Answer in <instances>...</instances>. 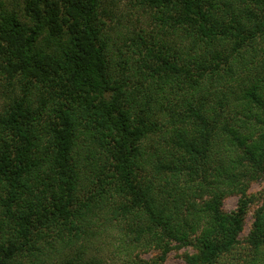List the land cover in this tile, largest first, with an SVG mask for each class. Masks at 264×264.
Returning a JSON list of instances; mask_svg holds the SVG:
<instances>
[{"label":"trees","instance_id":"16d2710c","mask_svg":"<svg viewBox=\"0 0 264 264\" xmlns=\"http://www.w3.org/2000/svg\"><path fill=\"white\" fill-rule=\"evenodd\" d=\"M263 172L264 0L0 2V264H264Z\"/></svg>","mask_w":264,"mask_h":264},{"label":"rangeland","instance_id":"374dc122","mask_svg":"<svg viewBox=\"0 0 264 264\" xmlns=\"http://www.w3.org/2000/svg\"><path fill=\"white\" fill-rule=\"evenodd\" d=\"M0 2L2 3L3 6L7 8L17 9V10L20 9L23 4V0H0ZM247 194L253 195L254 202L249 206V210L246 214L242 230L239 234V238L241 240H244V238L247 236L251 228L252 221H253V212L255 208L264 199V172L257 180L250 183L247 189ZM237 200H238V195L236 194L226 196L223 200L222 210L224 212H229L230 210L235 208ZM184 251L190 252L192 251V248L181 247L178 249L170 250L166 256L164 264H186L185 259L183 257ZM155 254H156V251H151L149 253L143 254V257L148 258Z\"/></svg>","mask_w":264,"mask_h":264}]
</instances>
